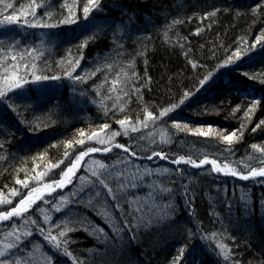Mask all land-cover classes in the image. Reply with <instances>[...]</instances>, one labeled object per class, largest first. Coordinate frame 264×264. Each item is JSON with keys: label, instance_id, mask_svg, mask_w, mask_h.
I'll return each instance as SVG.
<instances>
[{"label": "trees", "instance_id": "trees-1", "mask_svg": "<svg viewBox=\"0 0 264 264\" xmlns=\"http://www.w3.org/2000/svg\"><path fill=\"white\" fill-rule=\"evenodd\" d=\"M87 5L0 0V20L17 16L0 24V200L11 201L0 211L101 148L71 182L0 221V260L264 264V177L173 163L264 167V0H99L86 15ZM146 112L156 119L145 127Z\"/></svg>", "mask_w": 264, "mask_h": 264}, {"label": "snow or ice", "instance_id": "snow-or-ice-1", "mask_svg": "<svg viewBox=\"0 0 264 264\" xmlns=\"http://www.w3.org/2000/svg\"><path fill=\"white\" fill-rule=\"evenodd\" d=\"M99 4V0H88V5L84 7L83 11L84 13L87 15L91 9H92V6H96ZM8 8H11L12 5L11 4H8L7 5ZM36 7H38V5H35V3L33 2L32 6H31V14L32 15H35V11H36ZM29 14L27 9H24L20 12V15H27ZM215 13H212L211 15H214ZM17 20V16L16 15H12V16H7L4 18V20H0V24H10V23H14L15 21ZM63 22H68V21H62ZM74 22V21H73ZM33 26H36V25H33ZM44 26H48L47 24H45ZM259 42V40H258ZM234 55H236V57L238 58L240 53L237 52L235 53ZM228 62H231V58H229V61ZM77 64L79 63V61L76 62ZM94 74V73H93ZM133 75H135V73H133ZM7 79V78H6ZM36 79H40V77H36ZM79 79V77H78ZM208 78L206 77L205 80H207ZM201 83L203 84L204 81H201ZM21 85L19 84H14L13 87H20ZM5 93L3 91H0V97L4 96ZM166 111H171V109H168ZM161 116L165 115V112H162L160 114ZM156 118H154L152 116V113H149V112H146V115H145V120L143 122V125L146 127L147 126V123L148 121H153L155 120ZM118 123L124 128V132L123 134L124 135H127L128 134V131H129V127L127 125V121L126 120H120L118 121ZM262 124H264V121L261 122ZM108 125L105 124L104 125V128H107ZM186 127V125H185ZM257 127H259V125H257ZM131 130L132 131H136L138 130L137 127L135 126H132L131 127ZM253 131H255V129H253ZM199 134L201 135H206L207 133H204V132H200ZM95 135V134H94ZM116 135H119V133H111L110 136L107 137V139H104V138H98L97 139V142L100 143V144H105V143H109L111 142L112 138H114ZM235 136V133H233L232 135H227V136H223L222 139L228 143H231L233 141V138ZM89 139H92V137H89ZM162 142H167L163 135H162ZM80 143H83V141H80ZM116 147H119V148H123V150L125 152H128L129 149L122 146V145H115ZM253 148H256L255 145H253ZM97 151H100V149H96V148H90L88 149L87 152H82L79 156L76 157V161H74L71 165V167H69L66 171H64L62 173V176H61V180L58 181V182H54L55 184V187H63L64 184L66 182H71V176L72 174L74 173L75 169L77 168L78 166V163L79 161L86 155H88L89 153H92V152H97ZM103 151L105 152H108L110 151L109 148H104ZM134 155V153H133ZM154 156H161V158H165L164 156H162L161 153H153ZM149 159H151L152 157H148ZM181 162H184V163H189V164H192L193 166L195 167H200L206 163H212L213 166H214V170L216 171H222L221 168H218V167H215L216 165V161L215 160H212V161H209L207 158L205 159H202L199 161V163H197L195 160H192L191 158H189L188 160H185L184 157H179L177 160L173 161V163H181ZM99 167L101 169H103L105 166L103 164H99ZM228 165H224V168H227ZM93 175H96V172L94 171L92 173ZM231 174L232 175H239V173H237L235 170H231ZM256 176H261V177H264V168H259V169H251V171L247 174V175H244V176H241L242 179H248L249 177H256ZM17 183H22L21 181H17ZM25 183V186H27L26 182ZM100 184L103 185L104 188L107 189V192L109 195H114L112 189L110 187H108L107 184H105V182L103 180H100ZM45 188L47 189H50L52 190L53 189V185L52 184H47L44 186ZM41 190L39 188H36V189H32L30 192H29V195L28 197H25L24 199H21L20 200V203L18 205H16V207L12 208L10 211H0V221H5V220H8L9 218L11 217H14V216H20L22 213H25L28 211V209L31 207V205L33 203H35V200L36 199H40L41 197L39 195H37L35 197V199L32 198V193H39ZM12 195H17V193L15 191L12 192ZM2 203H11V201L9 200H6V199H2L0 200V204ZM43 231V230H41ZM9 235H11V233H9ZM26 235H28L26 233ZM60 236H64L65 235V232L64 231H61L59 233ZM47 238V237H46ZM52 240H56V237H51ZM65 243H67V241H65ZM13 247V245L9 244V245H6V248H11ZM56 248H59V245H55ZM219 247L221 248V252L222 254H224V257L225 259L227 260L228 259V254L227 252L225 251V246L224 245H219ZM183 252V250H181V253ZM64 253L65 255H68V256H71V253H69L67 251V248L64 249ZM6 255V252L5 250H0V257H4ZM177 260H179V257H177ZM0 264H5V261L4 260H0Z\"/></svg>", "mask_w": 264, "mask_h": 264}, {"label": "rangeland", "instance_id": "rangeland-1", "mask_svg": "<svg viewBox=\"0 0 264 264\" xmlns=\"http://www.w3.org/2000/svg\"><path fill=\"white\" fill-rule=\"evenodd\" d=\"M89 149H90V148H89ZM98 149L101 150V148H98ZM87 151H88V149H87L86 151H84V152H87ZM97 152H100V151H97ZM81 153H82V152H81ZM81 153H79V155H80ZM92 153H94V152H92ZM92 153H89V154H92ZM79 155H78V156H79ZM83 158H84V157H83ZM83 158H82V159H83ZM82 159L79 161L77 168L75 169L74 173H73L72 176H71V179H72V177L74 176L75 172L79 169L80 164H81V162H82ZM208 160H209V161H212V159H208ZM74 161H76V158L72 161V163H73ZM72 163L70 164L69 167H71ZM198 163H199V162H198ZM190 165L193 166L192 164H190ZM224 165H228V167H227V168H224ZM203 166H208L211 170H213V171L216 172V173H220V174L232 175V174H231V170H235L237 173H239V172L236 170V168H235L234 166H232L231 164H229L228 162H227V163H224V162H217V161H216V165H215V167L221 168L222 171H216V170H214V166H213L212 163H206V164H204V165H202V166H200V167H203ZM69 167H68V168H69ZM194 167H195V166H194ZM68 168H66L65 171H66ZM261 168H264V167H261ZM244 175H247V174H240V173H239V175H235V176H236V177H241V176H244ZM61 176H62V175H60V178H59L58 180L54 181V182H58V181H60V180H61ZM233 176H234V175H233ZM54 182L52 181V182H50V183L43 184V185H41V186H39V187L32 188V189L39 188V189L41 190L39 193H35V192L32 193V198H33V199H35V197H36L37 195H39V196L41 197L40 199H36V200H35V203L38 202V201H40V200H42V199H45L47 196H50V195L54 194V193H55V190H57V189H59V188H62V187H55ZM68 183H69V182H66V183L64 184V186H65L66 184H68ZM47 184H52V185H53V189L50 190V189L45 188L44 186L47 185ZM64 186H63V187H64ZM32 189H30V190L25 194V196H24L22 199H24L25 197H28L29 192H30ZM19 203H20V201H19L16 205H18ZM35 203H33L31 206H33ZM16 205H15V207H16ZM13 208H14V207H13ZM29 209H30V208H29ZM10 210H11V209H9V210H7V211H10Z\"/></svg>", "mask_w": 264, "mask_h": 264}]
</instances>
